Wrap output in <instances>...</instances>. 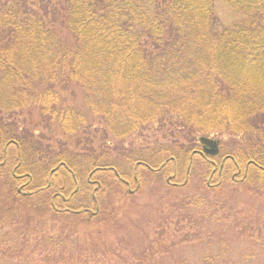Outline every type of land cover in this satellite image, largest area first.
I'll use <instances>...</instances> for the list:
<instances>
[{
    "label": "trees",
    "instance_id": "trees-1",
    "mask_svg": "<svg viewBox=\"0 0 264 264\" xmlns=\"http://www.w3.org/2000/svg\"><path fill=\"white\" fill-rule=\"evenodd\" d=\"M215 1L0 0V116L36 110L63 134L96 118L113 140L156 123L240 137L239 147L220 154L242 169L261 167L247 174L264 189V0H220L239 16L228 27H218ZM64 93H80L82 106L66 104ZM0 142L17 149L21 182L37 180L36 189L49 182L53 194L69 196L72 174L78 181L113 168L132 178L121 161L78 163L61 153L28 171L31 144L1 122ZM179 155L158 146L123 160L155 170L168 160L173 175Z\"/></svg>",
    "mask_w": 264,
    "mask_h": 264
},
{
    "label": "rangeland",
    "instance_id": "rangeland-1",
    "mask_svg": "<svg viewBox=\"0 0 264 264\" xmlns=\"http://www.w3.org/2000/svg\"><path fill=\"white\" fill-rule=\"evenodd\" d=\"M214 17L218 27L231 26L239 18L220 0L214 2ZM64 95L66 104L82 106L80 93ZM0 122L34 149L25 170L32 171L58 153L69 154L78 163L91 156L107 157L121 161L122 171L133 170L132 178H125L128 186L108 170L88 179L78 174L75 192L65 202L56 198L54 206L95 213L54 211L50 206L54 192L49 187L28 195L18 193L23 182L12 176L17 149L8 146L6 163L0 166V264L264 263V189L248 174L242 181H232L229 162L221 183L208 186L212 166L199 155H191L203 149L198 142L201 136L217 140L224 154L241 145L240 137L191 133L156 123L113 140L96 118L72 134H63L56 125L45 126L36 110L5 114ZM158 146L180 154L178 173L171 180L177 185L165 181L169 164L153 172L123 160L129 153L139 156ZM2 149L0 142V161ZM185 150L187 159L180 153ZM17 173L26 172L17 169ZM216 182L214 176L211 184ZM38 185L39 181H32L21 192L35 191Z\"/></svg>",
    "mask_w": 264,
    "mask_h": 264
},
{
    "label": "flooded vegetation",
    "instance_id": "flooded-vegetation-1",
    "mask_svg": "<svg viewBox=\"0 0 264 264\" xmlns=\"http://www.w3.org/2000/svg\"><path fill=\"white\" fill-rule=\"evenodd\" d=\"M193 155H199L200 157H202L203 159H205L211 166H212V170L208 176V178L206 179V184L208 186H216L219 185L222 181V176H223V165L221 164L223 161L227 162H232L233 166L231 168L232 172L230 173V179L232 181H242L246 178L248 171L250 170V168H259L257 166H255L253 163L249 164L246 163L243 166V169L235 163V161H233V158L230 155H225V156H221L220 151H219V144H217V147L215 149V153L214 154H208L205 150L201 149L200 150H193L191 152ZM219 158V160H218ZM219 161V162H216ZM218 163V164H217ZM0 164L3 165V163L1 162ZM225 164V163H224ZM163 168V167H162ZM12 176L15 178V180H17L18 182L22 181L23 179H21V174L17 173V169L13 170ZM216 176L217 178V182L213 185L211 184L212 178ZM89 178V176H88ZM87 182H89V184H92L94 181H89L87 180ZM28 185L23 182L21 184H19L18 188H20V192L22 191V189H24L25 187H27ZM17 188V189H18ZM60 197V196H58ZM63 200V199H62ZM63 210H67L66 208H64Z\"/></svg>",
    "mask_w": 264,
    "mask_h": 264
},
{
    "label": "water",
    "instance_id": "water-1",
    "mask_svg": "<svg viewBox=\"0 0 264 264\" xmlns=\"http://www.w3.org/2000/svg\"><path fill=\"white\" fill-rule=\"evenodd\" d=\"M198 142L203 145V150H205L208 154H214L215 153V149L217 147V141L216 140H213V139L205 137V136H201V137L198 138ZM146 167L148 169H151L147 165H146ZM187 170H189V167L187 168ZM53 171L54 170L52 169L50 173H52ZM113 173L117 176V172L115 170H113ZM133 180L135 182H137L136 176L133 177ZM166 182H169V178H166ZM125 184L128 185V182H125ZM17 191L20 192V188H18ZM22 194L23 195H28L29 193L22 192ZM62 199L64 200L63 197H62ZM84 211L90 212V210H88V209H85ZM75 213H77V212H75Z\"/></svg>",
    "mask_w": 264,
    "mask_h": 264
}]
</instances>
